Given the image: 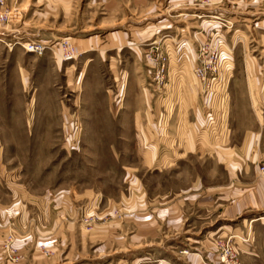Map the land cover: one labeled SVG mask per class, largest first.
Here are the masks:
<instances>
[{"label": "rangeland", "instance_id": "1", "mask_svg": "<svg viewBox=\"0 0 264 264\" xmlns=\"http://www.w3.org/2000/svg\"><path fill=\"white\" fill-rule=\"evenodd\" d=\"M0 1L11 12L0 23V264H190L198 244L204 263L224 264L229 236L235 264H264V212L227 234L215 227L246 216L190 221L177 235L142 219L159 191L226 182L234 150L254 148L263 162L264 0ZM164 37L173 59L163 87L146 53ZM30 41L42 56L25 51ZM63 42L75 59H62ZM198 80H224L214 102L226 125H202L188 147L182 114L202 104ZM145 109L164 113L160 141L153 123L141 131ZM232 109L252 132L232 131ZM158 142L178 158L155 160Z\"/></svg>", "mask_w": 264, "mask_h": 264}, {"label": "crops", "instance_id": "2", "mask_svg": "<svg viewBox=\"0 0 264 264\" xmlns=\"http://www.w3.org/2000/svg\"><path fill=\"white\" fill-rule=\"evenodd\" d=\"M184 91L187 93V88ZM200 100L202 101L200 106L199 104H195L194 106L190 104L188 106L189 110H186L182 114L186 129L184 131L185 146L188 147H196L194 146L196 132L199 127L202 128V125L204 127L206 124L201 109L204 101L202 95ZM231 111L229 123L232 131L252 132L254 126L251 125L248 128H237L236 126L240 124V121L234 117L233 109ZM135 116L144 117L146 122L141 127L143 128L141 131L144 134L150 130L151 123L155 125V128L158 127L156 131L159 134L158 141H160V124L164 116L163 111L145 109L143 115H139L138 112ZM151 116L152 120H149ZM174 117L176 118L177 115H174ZM254 117L256 118V115ZM174 122L175 126L180 124L177 118ZM253 124L255 125V122ZM225 125L223 122L222 127ZM155 146L158 147V150L154 159L157 160L158 158L159 163L166 159L171 160L172 157H174L173 160L178 158L175 157L176 150L170 149L168 152L169 155H166L167 152L159 154V149L161 148L160 142L155 144ZM203 146L206 147L204 144ZM188 153L189 151L178 154L183 157ZM255 157L256 151L254 148L251 149V152L248 151V148L244 152L234 150L232 157L229 158L228 164L225 166L226 182L223 180L221 183L204 184L202 179L196 178L183 188L177 189L169 187L168 189L159 191L152 199L151 212L142 214L143 220L146 219L148 221V219H151V222L148 221V225H144L143 227L147 226L146 228L150 232H156L157 228L162 227L168 230L170 235H177L180 231L185 233L186 230H189L188 227L194 229L195 226L190 224V221L203 220L206 224L222 221L230 224V222H236L237 219L246 216L245 218L247 219H243L233 226L226 225L229 228H226L225 225L215 227V231L220 234L246 232L252 226V223L257 221L252 216L264 212V180L257 176V162ZM212 218L214 219L213 221ZM198 247L200 251L189 259L190 264H206L203 261L204 258L210 257V254L206 250L204 251L205 248L202 244L200 246L198 244Z\"/></svg>", "mask_w": 264, "mask_h": 264}, {"label": "built area", "instance_id": "3", "mask_svg": "<svg viewBox=\"0 0 264 264\" xmlns=\"http://www.w3.org/2000/svg\"><path fill=\"white\" fill-rule=\"evenodd\" d=\"M210 0H193V2L205 4L208 3ZM1 2V1H0ZM11 12L10 11H1L0 10V23L4 20L8 19V16ZM169 37V36H168ZM163 38V37H162ZM173 39V38H171ZM170 39L165 38L162 42V44H165V46L161 45L158 46V42L155 40L153 43L156 44L152 46L146 54V62L150 66V68L153 70V73L155 74V78L160 80H153L154 83L158 86H161L164 83L163 79L165 75H169L170 71V65L171 60L173 59L172 50L167 45ZM172 41V40H170ZM26 45V46H24ZM23 45V48L25 51H29L35 54V56L40 57L45 52V46L40 41H30ZM61 51V57L63 60L68 61L75 59L77 56V53L75 52L74 47L69 44L63 42L61 45V48H59ZM194 75L200 79H203L206 73V70L202 66H196L193 68ZM176 81V80H175ZM199 84L201 86V94L204 99L203 106H202V112L203 117L206 122L205 127L206 130L208 128H216L221 129L222 123L224 122V116L225 113L223 110L216 109V105L214 102V98H220L221 90L224 89V80H198ZM170 82V80H168ZM176 84H174V81L171 80V86L174 87ZM221 91V92H220ZM211 100V101H210ZM223 104V98L221 97V103ZM219 113H221L219 115ZM257 176L264 180V162H258L257 164ZM232 238V236L228 237V240L226 243L222 244V252L220 256V261L224 264H235L236 263V253L232 250V247L229 245V240Z\"/></svg>", "mask_w": 264, "mask_h": 264}, {"label": "bare ground", "instance_id": "4", "mask_svg": "<svg viewBox=\"0 0 264 264\" xmlns=\"http://www.w3.org/2000/svg\"><path fill=\"white\" fill-rule=\"evenodd\" d=\"M24 46H26V45H24Z\"/></svg>", "mask_w": 264, "mask_h": 264}]
</instances>
